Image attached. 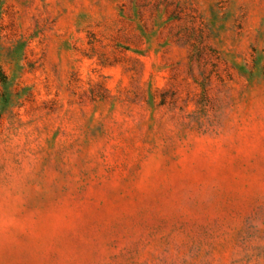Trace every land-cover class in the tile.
Wrapping results in <instances>:
<instances>
[{
  "label": "rangeland",
  "instance_id": "obj_1",
  "mask_svg": "<svg viewBox=\"0 0 264 264\" xmlns=\"http://www.w3.org/2000/svg\"><path fill=\"white\" fill-rule=\"evenodd\" d=\"M0 264H264V0H0Z\"/></svg>",
  "mask_w": 264,
  "mask_h": 264
},
{
  "label": "trees",
  "instance_id": "obj_2",
  "mask_svg": "<svg viewBox=\"0 0 264 264\" xmlns=\"http://www.w3.org/2000/svg\"><path fill=\"white\" fill-rule=\"evenodd\" d=\"M0 79L2 80V81H6V79H7V76L5 75V73L3 72V70L1 69V67H0Z\"/></svg>",
  "mask_w": 264,
  "mask_h": 264
}]
</instances>
